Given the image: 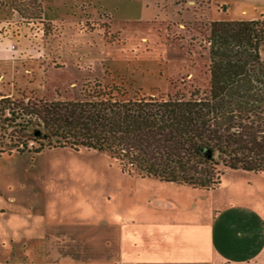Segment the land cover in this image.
<instances>
[{
    "label": "rangeland",
    "instance_id": "rangeland-1",
    "mask_svg": "<svg viewBox=\"0 0 264 264\" xmlns=\"http://www.w3.org/2000/svg\"><path fill=\"white\" fill-rule=\"evenodd\" d=\"M258 18L264 0H0V41L13 57L0 71V95L80 98L94 79L125 96L204 91L208 23ZM236 208L264 210V173L226 169L202 190L128 175L85 148L0 153V264H55L47 236L59 235V254L82 260L122 222L202 220Z\"/></svg>",
    "mask_w": 264,
    "mask_h": 264
},
{
    "label": "trees",
    "instance_id": "trees-1",
    "mask_svg": "<svg viewBox=\"0 0 264 264\" xmlns=\"http://www.w3.org/2000/svg\"><path fill=\"white\" fill-rule=\"evenodd\" d=\"M204 41L207 89L186 96H125L97 79L80 98L0 95V153L85 148L128 175L203 190L226 169L264 172V19L210 21Z\"/></svg>",
    "mask_w": 264,
    "mask_h": 264
},
{
    "label": "crops",
    "instance_id": "crops-1",
    "mask_svg": "<svg viewBox=\"0 0 264 264\" xmlns=\"http://www.w3.org/2000/svg\"><path fill=\"white\" fill-rule=\"evenodd\" d=\"M12 58L2 39L1 72ZM243 210H215L202 220L122 222L101 240L102 251L84 252L82 260L75 253L59 254V235L47 236L46 259L55 264H264V210Z\"/></svg>",
    "mask_w": 264,
    "mask_h": 264
}]
</instances>
